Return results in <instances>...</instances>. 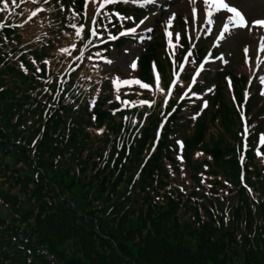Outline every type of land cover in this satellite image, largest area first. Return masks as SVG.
Wrapping results in <instances>:
<instances>
[{
	"label": "trees",
	"instance_id": "trees-1",
	"mask_svg": "<svg viewBox=\"0 0 264 264\" xmlns=\"http://www.w3.org/2000/svg\"><path fill=\"white\" fill-rule=\"evenodd\" d=\"M83 6L0 0V264H264L258 82L243 117L245 75L207 70L186 91L203 55L169 98L158 43L132 76L103 72L125 10H103L81 55Z\"/></svg>",
	"mask_w": 264,
	"mask_h": 264
},
{
	"label": "rangeland",
	"instance_id": "rangeland-1",
	"mask_svg": "<svg viewBox=\"0 0 264 264\" xmlns=\"http://www.w3.org/2000/svg\"><path fill=\"white\" fill-rule=\"evenodd\" d=\"M230 2L242 8L247 19H264V0H230ZM124 5L139 10L131 12L137 15V20L134 19L133 14H131L132 19H127L133 24L135 32H131L132 39L122 53L113 49L111 60L114 62L107 63V69L119 67L122 71L133 74L137 69L141 53L150 43L167 47L168 52L175 55L187 39L198 53L206 54V69L218 73L228 71L247 75L251 79H256L260 85L258 89L264 91V84L260 83V78L264 77V52L260 51V38L264 36V29L254 27L250 32L248 29L233 30V33L226 34L227 38L221 41L219 32L223 30L222 25L209 26L201 23L200 15L204 11L203 0H197L195 5L190 0H156L155 4L145 6H138L133 2ZM193 7L197 10L194 20ZM223 15L224 22H227L228 14ZM85 33L86 31L83 30L81 35ZM244 48L249 49L247 55ZM132 63L136 64L135 69L131 67ZM215 87V83L210 86L211 90Z\"/></svg>",
	"mask_w": 264,
	"mask_h": 264
},
{
	"label": "snow or ice",
	"instance_id": "snow-or-ice-1",
	"mask_svg": "<svg viewBox=\"0 0 264 264\" xmlns=\"http://www.w3.org/2000/svg\"><path fill=\"white\" fill-rule=\"evenodd\" d=\"M93 3L98 4V9L95 13L96 16H105V13L103 10L105 8H108L109 15L111 14V9L109 6L123 3L128 4L130 2L136 3L138 6H145L147 4H155L156 0H143V4H141V0H92ZM190 2L195 5L197 0H190ZM204 4V11L201 12L200 20L202 24H207L209 26L213 24H220L222 25V31L219 32V39L221 41L225 40L226 34L233 33V30L237 29H248L249 32L254 27H259L264 29V19H255V20H249L246 18V13L240 8L239 6H236L230 2V0H203ZM4 7H7V4L4 5ZM196 8H192V19L194 20L196 18ZM206 13V15H205ZM217 13H222V15H216ZM227 15V22H224V15ZM35 15V13H33ZM119 19H132V17H125L122 16L120 13L115 14ZM105 18H109L108 16H105ZM94 23H98L95 19L93 20ZM140 23H144V21H140ZM71 27H73L76 31L75 34L77 36L81 35V32L83 31L82 28H78L75 24H72ZM130 32L134 33L135 28H132L129 30ZM151 31V29H149ZM127 32H121L120 35H127ZM238 34V33H235ZM91 35L95 36L97 33L95 31L91 32ZM171 35V33H170ZM178 35V34H177ZM111 39L115 40L118 39L116 36H112ZM67 51V50H65ZM260 51L264 52V36L260 38ZM244 52L247 55L249 53L248 48H244ZM108 64H112L113 60H106L105 61ZM131 67L133 69L136 68V64L132 63ZM201 68H203V65H201ZM127 83V82H126ZM135 83H140V81H135ZM260 83L264 84V77L260 78ZM141 87L148 88L147 84H141ZM157 90H159V77L157 76ZM264 95V91L261 93ZM145 103V102H142ZM207 107V104L204 105Z\"/></svg>",
	"mask_w": 264,
	"mask_h": 264
}]
</instances>
